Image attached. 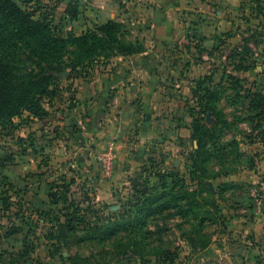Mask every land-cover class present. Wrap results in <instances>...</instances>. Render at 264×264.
<instances>
[{"label":"rangeland","instance_id":"obj_1","mask_svg":"<svg viewBox=\"0 0 264 264\" xmlns=\"http://www.w3.org/2000/svg\"><path fill=\"white\" fill-rule=\"evenodd\" d=\"M16 1L27 11H37L34 19L51 25L54 36L67 44L58 62L44 59L27 46L12 55L20 80L51 76L50 90L58 96L43 98L44 119L27 108L14 116L12 124L0 117V203L3 198L12 200L22 205L25 214L23 232L0 243V264H264V116L250 112L245 97L248 90L264 94V0H188L185 38L160 54L168 57L175 71L167 89L172 129L156 139L148 138L147 126H153L155 112L143 109L127 131L122 153L114 130L106 127L97 137L103 127H95L83 107L71 110L76 104L69 97L75 87L73 79L85 73L82 68L72 69L69 56L76 48L72 40L85 30L71 25L53 0ZM128 30L130 37L132 28ZM100 61L107 63L104 58ZM237 64L247 67L237 69ZM181 67L178 74L176 68ZM209 75L214 78L213 88L221 92L217 105L232 123L219 130L218 141L233 149L224 166L219 160L209 164L206 175L218 176L205 180L211 192L199 196L214 220L207 218L197 233L200 218L191 214L186 221L177 209L168 208L146 223L139 222L131 233L119 231L111 238L105 233L102 240L91 236L90 224L99 227L104 217L140 204L133 199L138 183L150 192L155 184L161 185L165 174H178L175 180L167 176L170 186L199 188L190 176L189 127L194 122L192 114L198 111L193 88ZM233 75L239 84L231 79ZM212 82L208 80L205 86ZM215 122L212 113H207L206 125L213 128ZM21 137L27 141L23 143ZM31 137L36 147H30ZM112 144L117 147V158L109 176L97 156ZM226 181L235 185L222 189ZM65 183L71 186L70 197L82 208L77 216L85 218L72 221V231L60 226L59 213L48 197L52 185ZM36 208L49 214L41 215ZM67 213L62 211L61 223L73 216ZM135 214L136 210L132 217ZM3 225H9L7 218L0 220L1 230ZM144 238L150 241L146 249L132 243ZM169 256H175L174 260Z\"/></svg>","mask_w":264,"mask_h":264},{"label":"trees","instance_id":"obj_2","mask_svg":"<svg viewBox=\"0 0 264 264\" xmlns=\"http://www.w3.org/2000/svg\"><path fill=\"white\" fill-rule=\"evenodd\" d=\"M259 7L261 8V5ZM35 13L37 14V11L23 9L16 0H0V117L5 116L8 120L7 123L10 124L13 123L14 116L20 114L26 108L31 110L34 116L42 119L43 115L47 114L43 98L46 96L52 100L54 96H58V92L55 93L54 90H50L51 76L44 75L38 79L31 76L20 80L15 72L12 55L22 46L30 47L35 54L48 61L58 62L65 55L67 41L54 36L50 29L52 26L47 22L34 19ZM66 15L71 19L80 17L81 10L77 1L74 0L69 3ZM129 34L128 26L117 20H109L106 23L88 28L72 40V44L76 48L70 51L69 65L73 70L82 68L85 73L86 70L98 62L102 63L103 61H100L102 58L108 61L114 56H128L145 51L146 46L139 40L129 39ZM246 67L244 64L236 65L237 69H246ZM213 79L212 75L200 78L195 88H193L198 111L192 114L194 122L189 127L193 148L189 150L188 155L192 162L190 164V168H192L190 176H192V180L198 181L199 188L191 189L189 186L184 185L177 187L176 184L170 186V183L165 179L169 176L172 180H175L179 176L178 174H165L161 177V185L155 184L150 188L152 189L150 192L142 190L143 186L138 183L133 187L135 190L134 196L136 195V198L133 199L140 204H133L130 210L114 212L112 215L104 217L99 227H95L96 224H90L87 229L90 230L91 236L93 235L94 238L102 240L105 233L111 234L109 238L119 231L131 230V233L136 229L135 226L139 222L146 223L150 218L159 213L161 214V211L168 208L177 209V213L182 214L186 221L191 214L196 219L200 218L199 224L196 225L197 229L195 231L197 233H200L201 223L207 218L214 220L215 217L213 218L212 211L204 209V203L199 199V196H202L205 192L208 194L211 192L205 180L208 178L214 179L218 176V173L213 176L206 175L210 171L209 164L219 160L224 166L226 158L231 155L233 149L228 148L230 144L223 145L218 141L220 139L219 130L223 127H231L232 123L227 119L223 109L217 105V102L221 99V92H217L213 88ZM231 79L239 84L237 76L233 75ZM208 80L212 82L209 87L205 86ZM246 93L245 97H248L250 101L247 109L255 115L264 116V94L252 90H248ZM209 112L216 118V124L213 128L205 123L206 114ZM21 139L23 143L27 141L23 137ZM29 145L30 147H36L35 138L31 137ZM184 179L182 180L185 183ZM234 185L233 182L226 181L221 184V187L224 189ZM71 191L69 183L52 185L49 191L50 203L60 216L57 217L60 226L62 228L69 227L70 231L75 229V226L71 225L72 221L85 219L83 216H77L82 208L70 197ZM261 198L264 202V194ZM36 210L41 215L49 214L38 208ZM63 210L68 211L66 215H73L66 220L67 223L59 221L61 215L65 216V214H62ZM135 210L136 214L132 217ZM203 214L206 216L202 217ZM24 215L22 205L18 207L12 200L2 199L0 203V220L7 218L9 225H3L2 230L0 229V243L3 239H8L23 232ZM126 217L130 220L126 221ZM83 240L86 241V239ZM132 243L146 249V245L150 241H147L146 238L140 241L133 239ZM174 258L175 256H169L170 260H174Z\"/></svg>","mask_w":264,"mask_h":264},{"label":"crops","instance_id":"obj_3","mask_svg":"<svg viewBox=\"0 0 264 264\" xmlns=\"http://www.w3.org/2000/svg\"><path fill=\"white\" fill-rule=\"evenodd\" d=\"M53 1L57 2L66 20L81 28V32L117 20L132 28L129 39L139 40L146 46L141 53L114 56L107 63L98 62L84 77L74 78L75 87L69 97L76 104L71 110L83 107L86 114L92 116L93 123L95 115L105 111L103 128L96 136L101 137L105 128L110 127L115 131L111 130L121 153L126 150L127 131L143 109L155 112L153 126H147L148 138L156 139L161 132L172 129V119L168 115L172 106L171 93L167 89H171L168 85L175 71L170 68L168 57L160 54L166 46L185 38L188 0H75L81 10L78 19L66 15L69 3L74 0ZM176 69L178 74L182 73V67Z\"/></svg>","mask_w":264,"mask_h":264},{"label":"built area","instance_id":"obj_4","mask_svg":"<svg viewBox=\"0 0 264 264\" xmlns=\"http://www.w3.org/2000/svg\"><path fill=\"white\" fill-rule=\"evenodd\" d=\"M116 150L117 147L114 144H112L105 152L97 156L98 160L101 162L103 166L104 172L109 176H111L113 172V163L117 158Z\"/></svg>","mask_w":264,"mask_h":264},{"label":"water","instance_id":"obj_5","mask_svg":"<svg viewBox=\"0 0 264 264\" xmlns=\"http://www.w3.org/2000/svg\"><path fill=\"white\" fill-rule=\"evenodd\" d=\"M107 113L105 111L98 112L94 117V125L99 128L104 118H106Z\"/></svg>","mask_w":264,"mask_h":264}]
</instances>
